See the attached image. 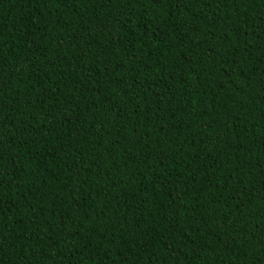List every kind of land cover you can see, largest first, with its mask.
Instances as JSON below:
<instances>
[{"label":"trees","instance_id":"trees-1","mask_svg":"<svg viewBox=\"0 0 264 264\" xmlns=\"http://www.w3.org/2000/svg\"><path fill=\"white\" fill-rule=\"evenodd\" d=\"M0 264H264V0H0Z\"/></svg>","mask_w":264,"mask_h":264}]
</instances>
